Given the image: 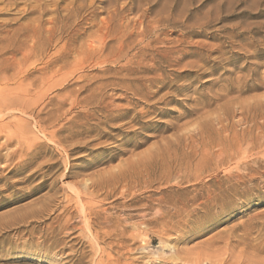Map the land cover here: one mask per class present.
<instances>
[{
  "label": "rangeland",
  "instance_id": "rangeland-1",
  "mask_svg": "<svg viewBox=\"0 0 264 264\" xmlns=\"http://www.w3.org/2000/svg\"><path fill=\"white\" fill-rule=\"evenodd\" d=\"M134 55L159 81L106 87L134 110L65 155L49 135L93 105L64 118L41 78L75 94ZM0 90V264H264V0H0Z\"/></svg>",
  "mask_w": 264,
  "mask_h": 264
},
{
  "label": "bare ground",
  "instance_id": "bare-ground-1",
  "mask_svg": "<svg viewBox=\"0 0 264 264\" xmlns=\"http://www.w3.org/2000/svg\"><path fill=\"white\" fill-rule=\"evenodd\" d=\"M129 1V0H128ZM39 4V3H38ZM81 4V3H80ZM28 5V4H27ZM31 7V6H30ZM65 7V6H64ZM63 8V7H62ZM51 9V8H50ZM30 11V10H29ZM56 11V10H55ZM73 12V11H72ZM53 15V14H52ZM69 15H73V14H70L69 12ZM50 18V17H49ZM57 18V17H56ZM68 18H71L70 16ZM68 20V19H67ZM55 21V20H54ZM41 22V21H40ZM39 20H37L36 23H40ZM52 22V20H51ZM57 22V21H56ZM106 22V21H105ZM53 23V22H52ZM59 23V22H58ZM61 24L63 23L60 22ZM60 24V25H61ZM53 25V24H51ZM56 25V24H55ZM41 25H39L40 27ZM50 26V25H49ZM51 27V26H50ZM53 27V26H52ZM59 27V26H58ZM61 27V26H60ZM59 27V29H60ZM41 28V27H40ZM46 28V27H45ZM56 28V27H55ZM63 28V26H62ZM46 30V29H45ZM53 28L50 30L52 31ZM38 31V30H37ZM42 32V31H41ZM56 32V31H55ZM49 33V32H48ZM52 33V32H51ZM54 33V32H53ZM59 33V32H57ZM35 34V33H34ZM38 34V33H37ZM51 36V34H49ZM54 36V35H53ZM59 36V34L57 35L56 34V37ZM33 37V36H31ZM156 37V36H155ZM35 38V36H34ZM105 38V37H104ZM112 38V37H111ZM50 39V38H49ZM97 40V39H96ZM35 41V40H34ZM40 42V41H39ZM36 43V42H35ZM105 43V42H104ZM135 45V44H134ZM35 46V45H34ZM33 46V47H34ZM43 46V45H42ZM41 46V47H42ZM63 46V45H61ZM150 44H147L146 46L140 48L139 52L137 53V55H139L141 58L142 56H144V52H143V49H146V47H149ZM40 47V49H41ZM123 47V46H121ZM32 49V47H30ZM37 48V47H35ZM124 48V47H123ZM123 50L124 49H120V53L118 56H116V60L115 61H119L120 59H122L121 56H123ZM30 51V49H29ZM28 51V52H29ZM38 51V50H37ZM32 53V52H30ZM30 53H27L26 52V55L27 54H30ZM38 53V52H37ZM125 53V52H124ZM25 54V52H24ZM87 54V53H86ZM123 54V55H121ZM42 55V54H41ZM28 56V55H27ZM26 56V57H27ZM38 56V55H36ZM40 56V55H39ZM127 56V54H126ZM135 56V55H134ZM139 56H135L136 58H138ZM29 57V56H28ZM33 57V56H32ZM89 57V56H87ZM124 57V56H123ZM31 58V57H29ZM139 59V58H138ZM136 60V61H131L129 62L128 64H125L123 65L120 70L121 72H123V75H122V78H119V79H115L114 81L112 82H105V80L103 79H100L92 84H86V85H83L81 86L80 90L78 92H76L75 94L71 93V92H67V87L63 84V82L59 80H56V76L58 75V73L62 70V67H58L53 73H51V75L49 74H46L43 78H41V80H44L43 83H45L43 85V91H49L50 90L52 91L53 89H58V88H61V91L65 93V96L63 97V99L61 100V104H68L69 105V109H67L64 113H62V116H67L69 115L70 111H72L71 109H73V107L75 106H80L82 107V109H86L88 107H90V105L92 106L93 105V109L92 111H85L84 113H82L81 115L79 114H76L74 116H71V117H68V119L65 120V122L60 126V128H58L57 130L54 128L51 132V134L49 135V138L51 140V142H53L56 147L58 146L59 148H61V150L65 153V155H67L68 157L70 155H73V154H79V153H83V152H86L88 150H91L92 146L94 145L93 143L96 142L98 140V136L100 137H106L108 136V134H106L105 132L103 131H100V128L102 126H106V125H109L108 127L112 129V122H115V121H119L121 120L123 117H125L129 112H131V110L133 109L134 110V106L131 107L132 109L129 111V109H125V111H119V110H116L114 108H111L113 105H112V102H110V100L108 99L109 97H105L104 96V89L108 86H114V85H117V86H122L125 90H128V89H131L132 86H137L136 83L138 82H147L148 85L145 86V88L149 89L151 84L152 83H155V82H158L159 80L156 78V76L154 77H151V78H139L137 77V74H140V73H150V72H154L156 70H158V68L156 67V65L153 63H150L149 65L147 63H144L142 60ZM29 60V59H27ZM26 60V61H27ZM76 60V59H75ZM81 60V59H80ZM79 60V61H80ZM111 60V59H110ZM156 61V60H155ZM25 63V62H24ZM97 63L98 64H105L107 63L106 61V58L104 59H100L97 60ZM110 63V62H109ZM48 67V66H47ZM102 67V66H101ZM77 68V67H76ZM45 69V68H44ZM17 70V69H16ZM109 70V69H108ZM106 70V71H108ZM76 71V70H75ZM104 72V70H103ZM47 75H49V77H47ZM59 77V76H58ZM18 78V77H17ZM68 78V77H67ZM19 79V78H18ZM17 79V80H18ZM62 79V78H61ZM45 80L47 82H45ZM67 80V79H66ZM16 81V80H15ZM65 83V82H64ZM21 85V84H20ZM39 87V86H38ZM37 88V87H36ZM41 88V87H40ZM89 88V89H88ZM20 89V88H19ZM75 90V89H74ZM1 91V90H0ZM18 92V91H17ZM42 92V91H41ZM84 92H88V94L86 96H82V94ZM16 93V92H15ZM21 93V92H20ZM51 93V92H50ZM62 94V93H61ZM39 95V94H38ZM41 95V94H40ZM43 95V94H42ZM41 95V97H42ZM137 95V94H135ZM14 96V95H13ZM35 97V96H34ZM16 97H14L15 99ZM25 99V98H24ZM34 100V99H33ZM40 100V99H39ZM38 100V102H40ZM28 101V100H27ZM38 102H36V104H38ZM7 103V102H6ZM4 103V104H6ZM23 104V103H22ZM138 104V103H137ZM7 105V104H6ZM11 105V104H10ZM17 105V104H16ZM134 105V104H133ZM136 105V104H135ZM5 108V107H4ZM8 108V106H7ZM33 108V107H31ZM36 109V108H35ZM29 111V110H28ZM2 112V111H1ZM4 112V111H3ZM6 112V111H5ZM32 112V111H31ZM30 112V113H31ZM96 112H99L101 114L105 113L106 115L103 116L102 119L98 120L97 123L90 125L89 124V121L91 120H95V113ZM116 112H118L117 114H115ZM33 113V112H32ZM50 113V112H49ZM34 115V114H33ZM52 115V114H51ZM137 115H140V113H135V115L133 117L130 118V121H128L127 123H131L133 122L134 120H136V116ZM53 116V115H52ZM55 117V116H54ZM34 118L37 120L38 119V116H37V113H36V116L34 115ZM31 120V119H30ZM24 122V121H23ZM29 122V121H28ZM38 125L41 126V120H37L36 121ZM27 123V122H26ZM40 123V124H39ZM127 123H124V124H127ZM11 124V122H10ZM122 124V123H121ZM12 125V124H11ZM28 125V124H27ZM36 125V124H35ZM2 127V126H0ZM45 127V126H44ZM43 127V128H44ZM50 127V126H49ZM115 127V126H114ZM118 127V126H116ZM10 128V127H8ZM27 128V127H26ZM42 128V127H41ZM6 129V128H4ZM11 129V128H10ZM8 130L6 132V138H7V145L6 146H9L11 145V142H12V138L10 139L9 137H14L16 136L17 139L22 136L23 134H25V131H24V128L22 126H19V125H16L14 126V129H11V130ZM46 129V127L44 128ZM115 129V128H114ZM3 130V129H2ZM64 130V132L67 133V135L65 136V139L67 140V143L68 145H64L63 144V141L61 139H59L57 136L59 134L62 133V131ZM29 131V130H28ZM42 132V130H41ZM91 132H97L95 135H91ZM4 134V133H3ZM49 134V133H48ZM91 138V139H90ZM25 144V143H24ZM28 145V144H27ZM94 148V147H93ZM264 148V147H263ZM263 150V149H262ZM254 151V150H253ZM15 153L12 152V153H8L7 154V161L10 160V157H12ZM59 155V154H58ZM22 156V155H21ZM20 156V157H21ZM235 159V158H234ZM6 161V160H5ZM229 162V161H228ZM66 165V164H65ZM224 167V166H223ZM237 168V167H235ZM236 170V169H235ZM214 176V175H213ZM66 178H71V176H66ZM89 181V180H88ZM233 184V183H232ZM93 187V183L91 182L90 185H86L84 188L85 189H89ZM76 193V192H75ZM79 198V197H78ZM79 202V201H78ZM83 203V202H82ZM86 203H84L83 205H85ZM95 204V203H94ZM178 206V205H177ZM86 209V208H85ZM95 210V209H94ZM82 212V211H81ZM83 215H84V222H86L87 224L89 223H92L94 222L95 220H99L100 219V215H101V212H93V210H90L88 212H86V210L83 211ZM163 215V214H162ZM100 224L103 223V222H99ZM86 224V225H87ZM104 231V230H103ZM84 232V231H83ZM88 233V232H87ZM90 236L94 237L95 240H99V234H95V235H92V234H89ZM88 235V236H89ZM102 236L104 237H108L110 236V234L108 232H103ZM103 237V238H104ZM101 250V249H100ZM103 251V250H102ZM100 252V251H99ZM104 252V251H103ZM105 253V252H104ZM102 255V254H101ZM106 259L108 260L109 259V256L106 255L105 256ZM98 260V259H97ZM104 260H103V257L101 256L99 258V262L102 263ZM198 261V260H197ZM205 261V260H204ZM107 262V261H106ZM109 262V261H108ZM96 264H98V262H96ZM190 264V263H189ZM198 264V263H197Z\"/></svg>",
  "mask_w": 264,
  "mask_h": 264
}]
</instances>
